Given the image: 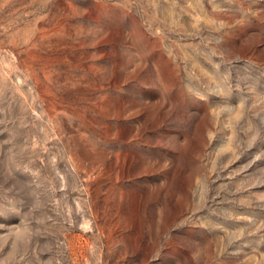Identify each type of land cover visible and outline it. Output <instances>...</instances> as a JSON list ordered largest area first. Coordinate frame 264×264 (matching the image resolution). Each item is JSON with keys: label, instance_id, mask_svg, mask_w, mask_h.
I'll return each instance as SVG.
<instances>
[{"label": "rangeland", "instance_id": "obj_1", "mask_svg": "<svg viewBox=\"0 0 264 264\" xmlns=\"http://www.w3.org/2000/svg\"><path fill=\"white\" fill-rule=\"evenodd\" d=\"M0 264H264V0H0Z\"/></svg>", "mask_w": 264, "mask_h": 264}]
</instances>
